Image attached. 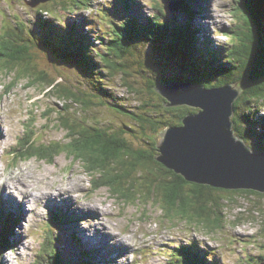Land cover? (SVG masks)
Segmentation results:
<instances>
[{
	"label": "rangeland",
	"instance_id": "1",
	"mask_svg": "<svg viewBox=\"0 0 264 264\" xmlns=\"http://www.w3.org/2000/svg\"><path fill=\"white\" fill-rule=\"evenodd\" d=\"M175 1L89 0L88 6L84 5L81 9L74 8L75 10L71 9L68 12H64L65 5L61 2H66V0H53L50 7L53 9V13L61 14V17L51 18L49 16L48 18H51V24H56L54 26L61 31V39L64 40V35H70L72 31L68 30H71L70 27L75 25L88 35L93 49H97L102 54L104 51L102 39H109L107 24H110V20H112V18L105 16L106 13L107 15L109 14L106 9L111 8L115 11V15L121 16L124 20L137 19L142 24H146L155 14H161L159 10L162 9L165 14L161 17L171 25L176 24L175 27L178 29L184 25L192 27V30L195 31L199 49H197L198 53L195 55L196 52L189 51V49H187L189 52L184 51L182 46L173 47L172 37L165 39L162 44L150 42L144 48L152 54L150 59L152 67H155L160 73L157 75L159 79L155 76L154 81L176 78V75L184 73L185 71H182L179 66L182 65L181 63L187 66L192 76L197 79H218L224 73L223 63L227 64L225 69L232 67V65L228 64L229 62H226L224 54L228 48H231V38L228 33L236 29L238 24V20L233 15L236 0H205L208 2L204 3L201 2L203 0H191L192 2H199L196 7L200 11L199 17L195 15L191 22L189 20L190 15L186 14L185 11L173 12L170 9L175 7ZM183 1L184 3L188 2V0ZM208 3H210L209 12L213 18L210 21H207L206 12ZM200 6L202 9H200ZM38 8L29 7L23 0H0V37L5 33V26L9 28L12 24L11 21H15L17 15H21L24 25L32 27L35 31L38 28H46L41 23V20L37 21ZM202 20L204 23H202ZM209 22H211L210 30L203 34L202 30L206 23ZM199 30L200 33L198 32ZM74 37H76V34ZM206 40L212 45L206 46ZM213 43H215L214 47ZM28 45L31 46V56H33L31 67L36 70L39 69V71L40 69L41 71H46L52 67L54 61H52L53 54L51 52L49 54L47 51L41 50L42 47L38 48V46H35L34 41L33 44L28 42ZM56 47L59 46L55 44L53 48L57 50ZM207 51L211 53L216 51L223 57V63H217L216 60L210 58L211 56ZM173 52H176L177 55L174 56ZM93 56L95 60H100L98 55L93 54ZM69 57L70 59L74 58L73 55H69ZM53 59L55 58L53 57ZM208 59H211L215 66L208 68L205 64L208 65L209 63H204ZM193 62H195V65L191 66ZM9 67L10 69L5 72L3 71V65H0V129L3 133L10 135L6 142H2V136L0 135V184H5L3 186L7 185L8 187L9 181L25 175L26 178H29L27 181L29 180L33 187L30 190L31 196L26 199L27 213L23 215L19 207L14 203L8 205L7 201L2 200L1 196H4V191L0 186V214H3L4 210L5 212L12 211L11 214L15 215L17 221L13 231L14 243L12 247L14 249L12 252H8L7 255L5 254V256L0 255V264H38L39 251L45 240H48L51 234L53 235V232V238H55L54 240L57 241L58 246L61 248L66 237H72L73 230L79 229L82 231V228L90 229L92 226L101 228H95V232L100 237L104 235L113 239V235H118V238L129 242L128 244L130 245H128L127 249L125 250L123 247L120 251L124 256L123 259L114 256V261L105 260V257L109 258L107 255L119 254V252L114 251V248L119 245L118 243L114 246L109 241L106 245L104 240V249L100 252L91 244L90 240L91 243L87 241V244L83 239L79 243L73 244L68 240L62 251L61 264H71L70 257L75 256L78 250H82V243L85 245L84 250L91 253L92 256L90 257L96 260L95 263L97 264H119V262H124L123 264H172L173 259L180 254L186 255L185 261L198 259L203 261L202 264H247V262L250 264H264V238L262 235L264 233L261 226L264 223L263 196L224 194L226 199H230V203L223 201L226 203L224 222L220 229L211 232L205 229L204 225L190 219H182L177 216L176 212L168 215L166 210L161 208V204L157 203L158 198L156 196L150 199L149 202H145L143 195L146 192L144 190H149L150 183L148 179L151 178L148 168H145L143 179L138 178L141 180H135L136 190L140 191V195H138L139 200L134 202L119 199L109 188H99L98 185L102 181L104 182V178L98 175L97 172H93L89 165H84V163L72 159L67 153L53 155V157L49 156V160L37 157L30 158L26 154V150L33 140H38L44 144L47 143L48 146L58 144L60 145L59 150L62 152L68 150L67 145L70 142L67 136L68 132L63 130L59 125V121H57L60 117L57 112L64 111L62 109L63 104L56 99L57 92L51 90L52 86H56L54 90L58 88L57 84L64 87L76 86L81 88L86 75H90V71L98 73L99 70L96 68L93 70L89 69L85 73L80 68L65 71L54 69L53 67L52 71L48 70V82H53L52 80H54L56 85L52 83L48 85L42 82L37 83L32 78L29 80L24 74L20 77L19 75L17 76V73H20L25 68L24 65L22 66L23 68L19 67L13 70L11 68L15 66ZM231 70L235 72L236 66H233ZM14 71L16 74L11 73ZM206 73L212 76L214 74L215 77ZM90 77L93 78L94 76ZM193 80V78L188 79L189 82H193ZM30 81L36 85H30ZM144 84L145 82L141 81L140 87H143L142 85ZM110 87L116 89L117 96L126 95V90L120 87L119 81L113 85L110 83ZM82 89L84 90L85 88ZM130 97L132 98V95ZM134 101L132 105L135 107L138 105V100L135 99ZM167 102V104H170V101L167 100ZM182 107L190 108L188 105H183ZM75 109L77 112L81 110L80 107ZM191 109L195 108L191 107ZM87 110L88 113L82 114L83 116L89 117L93 122L109 125L113 129L124 130V127L128 126L127 124L130 122L127 117H122L114 109L105 107L102 104L101 106H91ZM167 116L171 124H180L179 118L175 119L172 113H168ZM181 124L177 128H183L184 124L182 121ZM135 131L136 138L130 135L128 137L130 142H134L139 146L145 145V141H148L149 137L152 139L154 136L153 133H150L147 138L141 130ZM21 146L23 147L22 149H20ZM21 155L24 157H21ZM140 175L143 176L142 172ZM126 182L130 184L132 179H127ZM145 182H148V184ZM153 187L155 188L156 186L152 184ZM42 191L50 195L55 194L59 199H54L53 201L46 194L43 197ZM71 195L77 198L76 200L87 209L91 206L101 208L99 210L102 211L103 216L100 212L96 213L94 211L92 212L93 215L90 216L98 217L97 220H83V222H76L77 226L71 227L69 221L74 220L76 211L67 204V206H57L58 203H56V200H62V203L64 201L65 203L66 201L71 202ZM38 197H41V200L37 199ZM220 197L224 198L223 194ZM31 199L35 200L33 202L34 205L28 203ZM39 201H49L52 204L40 206ZM30 208L32 210L36 208V213L34 214V210L31 213L29 211ZM57 209H60V212L69 211L67 212L69 217L64 216L63 221L60 220L51 226L49 221L53 222V219H50L52 215L58 213ZM78 212L79 214H84L80 213V211ZM174 216L176 218H172ZM13 224L15 223L13 222ZM21 238L24 241L17 244V240H21ZM84 240L86 241V239ZM95 245L99 247L97 243ZM8 251H11V248H8ZM101 254H104V261H100L102 259ZM74 259L78 260L76 264H88L86 258H79L78 255ZM44 261L45 264L51 263L49 256ZM71 262L74 261L71 260Z\"/></svg>",
	"mask_w": 264,
	"mask_h": 264
},
{
	"label": "trees",
	"instance_id": "2",
	"mask_svg": "<svg viewBox=\"0 0 264 264\" xmlns=\"http://www.w3.org/2000/svg\"><path fill=\"white\" fill-rule=\"evenodd\" d=\"M51 2L39 6L40 8L37 7L39 20L44 27L46 26L41 28L40 32L24 25L21 15H17L16 20L11 21L9 28L5 26V33L0 37V65H3V71L7 72L10 69L9 66H15L11 68L13 70L24 65L25 68L22 67L17 76L24 74L29 80L32 78L37 83L42 82L48 85L51 83L56 85L54 80L48 82V70L52 71L53 67L65 71L80 68L85 73L89 69L96 68L99 72L90 71V75H86L81 88L57 84L58 88L54 90L56 86H52L51 90L57 92L56 99L63 104L64 111L57 112L60 115L57 121L61 128L68 132L67 136L70 140L67 145L68 150L62 152L58 144L48 146L47 143L33 140L26 150L30 158L49 160V156L67 153L72 159L89 165L93 172H97L104 178V182L98 185L99 188H109L119 199L134 202L139 200L138 195H140V191L136 190L135 180L140 181L141 179L138 178H144L145 168H148L151 178L148 179L149 190H144L145 202H149L156 196L157 203L161 204V208L166 210L168 215L176 212L182 219H190L204 225L205 229L211 232L220 229L224 222L226 203H230V199H226L224 194L264 197V194L253 191H231L189 183L157 160L160 155L157 138L168 128H177L182 125V119L198 112L191 107L168 105L158 88L173 83L189 82V78L194 79L190 83L207 89L238 84L242 89V95L234 104L233 129L236 136L242 138L252 150L264 152V0L235 1L233 15L238 20V24L236 29L229 33L231 48H228L224 54L226 62L232 65L231 68L225 69L227 64L223 63L222 56L208 52L210 58L224 64V69L222 67L224 73L221 76L223 78L197 79L192 76L188 67L181 63L182 65L179 66L182 71H185L184 73L176 75V78L160 81H154L155 76L160 73L152 67L150 62L152 54L144 47L150 42L162 44L165 39L172 37L173 47L192 48L196 55L199 48L195 31L190 25L173 29L171 24L161 17L165 14L162 9L159 10L161 14H155L146 24H142L137 19L124 20L109 8L106 9L109 17L112 20L115 17V22L111 23L110 29H114L112 35L108 33L109 39H102L104 51L100 54L93 49L88 35L75 25L68 30L72 31L70 35H64V40L60 38L61 31L55 27L56 24L53 22V25L51 24V18L61 17V14L53 13L50 7ZM61 3L65 5L64 12H68L71 9L75 10L74 8L81 9L84 5L88 6L89 0H66ZM49 16L51 18H48ZM75 34L76 37H74ZM33 41L35 46L42 47L41 50L52 53L55 58L52 57L54 64L52 63V67L46 71L31 67L33 56H31L32 49L28 42L33 44ZM55 44L59 46L56 47L57 50L53 48ZM93 54L98 55L100 60H95ZM69 55H73L74 58L70 59ZM173 55L176 56V52H173ZM204 63H209L205 64L208 68L215 66L211 59ZM194 65L195 62L191 66ZM233 66H236L235 72L231 70ZM11 73L16 74L15 71ZM212 77H215L214 74ZM157 78L159 79L158 76ZM117 81L120 87L126 90V95L117 96L116 89L110 87V83L113 85ZM141 81L145 82L143 87H140ZM29 84L36 85L32 81ZM135 99L138 100V105L134 107L132 104ZM101 104L114 109L122 117H127L130 121L128 126H125L124 130H117L104 123L93 122L89 117L82 115L88 113L87 108L101 106ZM76 107L81 108L80 112L76 111ZM168 113H172L175 119L179 118L180 124H171ZM135 130H141L147 138L150 133H153V140L149 137L143 146L130 142L128 135L136 138ZM22 148L21 146L20 149ZM21 157L24 156L21 155ZM141 172L143 176L140 175ZM127 179H132V182L129 184L126 182ZM148 182L145 183L148 184ZM152 184L156 187L152 188ZM222 194L224 198L220 197ZM261 226L264 233V223ZM262 235L264 238V234ZM43 246L47 250L50 264H61V251L56 248L57 241L49 238ZM6 248H10V245L5 244ZM50 248L51 253H49ZM45 258V254L41 252L38 264H45ZM185 258V254L177 255L172 264L203 263V261L192 259L185 261ZM247 264L250 263L247 262Z\"/></svg>",
	"mask_w": 264,
	"mask_h": 264
},
{
	"label": "water",
	"instance_id": "3",
	"mask_svg": "<svg viewBox=\"0 0 264 264\" xmlns=\"http://www.w3.org/2000/svg\"><path fill=\"white\" fill-rule=\"evenodd\" d=\"M24 1L37 8L53 0ZM158 90L170 106L198 110L182 119L183 128H168L157 138V160L162 165L192 184L264 194V152L252 150L233 129L234 104L242 95L241 88L230 84L207 89L181 82Z\"/></svg>",
	"mask_w": 264,
	"mask_h": 264
},
{
	"label": "bare ground",
	"instance_id": "4",
	"mask_svg": "<svg viewBox=\"0 0 264 264\" xmlns=\"http://www.w3.org/2000/svg\"><path fill=\"white\" fill-rule=\"evenodd\" d=\"M212 1V0H211ZM214 11V10H213ZM207 44H205L206 46H208V45H212L208 40H206L205 41ZM198 53V52H197ZM0 135L2 136V142H6L7 140H8V136H10L9 134H5V133H3L2 132V130L0 129ZM5 144V143H4ZM1 145V144H0ZM15 179H17V180H15ZM27 179H29V178H26V176L25 175H22L21 177H18V178H14V179H12L11 181H9L8 182V187H7V185L6 186H3V185H5V184H0V186L3 188V191H4V196L2 195L1 196V198H2V200L3 201H7V204L8 205H12V203H14L16 206H18L19 207V209L21 210V213L23 214V215H25V213H27V209H26V204H27V202H26V199H29V197L31 196V194H30V190H31V188L33 187V185L29 182V180L27 181ZM15 188V189H14ZM5 192H7V193H5ZM43 193V197H45V194L47 195V196H50V199H52L53 201H54V199H59V198H57V196L54 194V195H50L49 193H46V192H44V191H42ZM49 194V195H48ZM21 195H24V196H21ZM26 195V196H25ZM71 197V202L70 201H66V203H65V201L62 203V200H60V201H58V200H56V203H58L57 204V206L59 205V206H65L66 204L67 205H69L70 207H72L75 211H76V215H75V220L74 221H77V220H86V221H88V220H90V219H93V220H97V218L98 217H91L90 215H93V213L92 212H100L101 214H102V216H103V213H102V211L101 210H99V209H101V208H99V207H97V206H91V207H89L88 209L84 206V205H81V203L78 201V200H76L77 198H75V197H73L72 195L70 196ZM41 197H38L37 199H39V200H41L40 199ZM35 200L34 199H31L28 203L30 204H33V202H34ZM40 202V206L42 205V206H46V205H50V204H52V203H50L49 201L48 202H43V201H39ZM62 203V204H61ZM34 205V204H33ZM66 205V206H67ZM66 209H68V207H66ZM34 211V214L36 213V208H34L33 209ZM17 211V210H16ZM78 211H80V213H84V214H79V212ZM89 211V212H88ZM18 213V212H17ZM89 213H92V214H89ZM18 215H19V213H18ZM20 217V216H19ZM69 217V216H68ZM105 226V225H104ZM95 228L96 229H98V228H100V227H97V226H92V227H90V230H88L90 233H91V237L90 236H88V234L84 231L83 233L84 234H86V238L84 237V239H86V241L83 239V241L87 244L88 242H89V240H91L94 244H98V246L99 247H97L98 248V250L101 252V250H103L104 249V242L106 241V245H107V242H111L114 246H116L117 245V243L119 244L118 246H116L115 248H114V251L116 252H119V257H121L122 259H123V254L120 252L121 250H122V248L124 247L125 248V250L127 249V247H128V245H130V244H128L129 242H126L124 239H120V238H118V235L116 236V235H113L112 237H113V239L112 238H108L107 236H101L100 237V235H98L96 232H95ZM105 228L106 229H108L106 226H105ZM81 229V228H80ZM89 229V228H88ZM101 229V228H100ZM93 233H94V235H96V236H94L93 235ZM111 233V232H110ZM108 234V233H107ZM91 238V239H90ZM105 240V241H104ZM24 240L21 238V240L20 239H18L17 240V244H19L18 242H23ZM88 241V242H87ZM124 241H125V244H124ZM82 245L83 246H81V249H82V251H86V250H84L85 249V245L82 243ZM132 245V244H131ZM10 248H11V250H13L14 248L12 247V246H10ZM9 248V249H10ZM100 248V249H99ZM130 249H131V247H130ZM6 250L8 251V249L6 248ZM124 250V251H125ZM122 254V255H121ZM102 255V259L100 260V261H104L103 260V258H104V254H101ZM106 256V255H105ZM109 258L107 259L106 257H105V260H108V261H114L113 259L115 258L114 256H113V254H111V255H107ZM99 258V257H98ZM124 260H126V259H124ZM124 263V262H123ZM122 262H119V264H123ZM72 264H76V261H74V262H72Z\"/></svg>",
	"mask_w": 264,
	"mask_h": 264
},
{
	"label": "clouds",
	"instance_id": "5",
	"mask_svg": "<svg viewBox=\"0 0 264 264\" xmlns=\"http://www.w3.org/2000/svg\"><path fill=\"white\" fill-rule=\"evenodd\" d=\"M76 234H78V233H75V236H76ZM79 238H80V235H77V236H76V239L79 240ZM70 239H71V237H70ZM11 244H12V242L10 241V245H11Z\"/></svg>",
	"mask_w": 264,
	"mask_h": 264
}]
</instances>
